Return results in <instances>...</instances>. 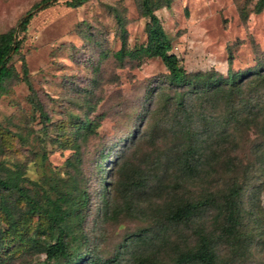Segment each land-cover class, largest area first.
I'll list each match as a JSON object with an SVG mask.
<instances>
[{"label": "rangeland", "instance_id": "obj_1", "mask_svg": "<svg viewBox=\"0 0 264 264\" xmlns=\"http://www.w3.org/2000/svg\"><path fill=\"white\" fill-rule=\"evenodd\" d=\"M39 1L0 0V33L17 27L20 18ZM65 1L57 0L44 9V4L36 7L26 30L17 33L22 42L10 61L15 75L0 96V173L4 176L6 170L20 166L29 180L24 181L26 186L36 182L47 187L54 179L69 184L74 179L88 196L85 226L89 241L80 250L101 259L121 252V264H130L131 253L140 246H126L129 235L153 232L160 226L163 217L155 207L180 186L179 173L171 167L161 184L154 182L136 191L140 209L132 214L122 213L101 225L100 207L112 197L116 156L124 151V159L139 165L161 155L167 159L183 145L182 137L174 135L171 123L164 120L175 111L172 105H164L173 92L161 80L166 69L160 58L125 55L119 59L115 55L123 31L127 49L133 50L146 39V19L140 16L135 0H87L78 8ZM257 1L173 0L170 7L155 13L170 38L172 52L188 73L214 69L226 76L229 56L235 73L264 68V7L255 12ZM22 59L46 117L29 101L31 92L22 81ZM252 90L245 93L252 100L242 106L258 117V126L233 120L222 101L204 100L190 115L203 154L215 149L212 168L201 172L202 187L220 186L230 178L231 172L222 167L225 156L235 157L234 169L241 180L247 166L253 168L249 167L246 175L251 177L243 191L250 244L236 259L221 243L219 255L225 264H264V88ZM81 120L90 123L78 132ZM174 130H179L178 124ZM201 186L183 184L184 190L197 194L202 192ZM15 203L21 213L24 200ZM210 219L211 213L206 211L186 225L171 224L166 236L171 241H190L194 228L207 225ZM21 222L16 232H7L8 219L0 211L4 236L0 261L49 264L43 255L26 249L25 242L44 227V221L31 216ZM169 251L166 244L160 264H173L168 261Z\"/></svg>", "mask_w": 264, "mask_h": 264}, {"label": "trees", "instance_id": "obj_2", "mask_svg": "<svg viewBox=\"0 0 264 264\" xmlns=\"http://www.w3.org/2000/svg\"><path fill=\"white\" fill-rule=\"evenodd\" d=\"M56 1L40 0L20 18L17 27L0 33V96L6 93L8 81L15 75L10 61L19 51L22 42V39H17V33L26 30L35 14L33 9L42 4L44 9ZM86 1L66 0L65 4L78 8ZM135 1L140 16L146 19V39L133 50L127 49L123 31L121 47L115 55L119 59H123L125 55L160 58L166 69V74L161 77V80L173 92V96H168L164 105L170 104L175 108V111L164 120H169L174 135L182 137L183 145H180L176 153L169 155L167 159H163L161 155L150 161H141L139 165L124 159V151L122 155L116 156L117 161L113 163L112 168V197L109 200L106 199L100 207L99 224L116 220L122 213L129 215L134 213L135 209H140L137 206L139 201L136 191L145 189L154 182L161 184L163 175L168 169L174 167L179 173L176 179L180 186L171 192L170 198L167 197L156 205L155 209L161 213L163 220L155 231H140L129 235L130 241L126 243V246L136 243L140 246V249L131 253L130 264H160L162 262L160 257L166 244L170 246L168 261L173 264H225L219 255L221 243H224L229 256L236 259L245 254L250 244L244 222L246 216L243 191L251 177L246 174L252 166L251 164L247 166L241 180L234 169L235 157L225 156L222 167L226 172L227 169L231 172L230 178L220 186L202 187L201 172L206 168H212L215 149H211L207 155L203 154L204 149L201 148V141L192 128L190 115L194 112V107L201 105L204 100L214 103L222 101L231 110L230 115L233 120L247 126H258V117L252 116L251 110L246 109L252 99L247 98L245 93L248 90L252 93V88H264V68L235 73L230 68L231 56H229L226 76L214 69L188 73L176 54L172 52L170 38L155 13L161 7H170L173 0ZM263 7L264 0H258L254 11L260 12ZM241 13L245 14L244 9H241ZM21 71L22 81L31 92L28 96L29 101L41 110V116L46 117L40 103L36 100L24 59L21 61ZM162 89L163 87L159 90ZM243 102L246 106H242ZM157 111L160 113L162 109L159 108ZM89 123L88 120H81L76 131L79 132L81 127L89 126ZM177 124L178 131L174 130ZM261 128L263 129L261 135L264 138V124ZM105 161L107 157L102 163ZM147 164H151V167L149 168ZM24 181L29 180L23 176L20 166L6 170L4 176L0 173V211L8 219L7 232H16L25 217L37 216L45 223L36 235L25 238L26 249H32L34 255H43L44 260L49 264H121V260L118 259L121 252L112 258L101 259L93 252L80 250L83 244L89 241L85 226L88 196L78 187L74 179L69 184L67 180L54 179L47 183V187L36 182H32L33 186H26ZM106 184V181L102 182L103 187ZM183 184L201 186L202 192L197 194L195 190L186 191ZM16 199H22L25 202V208L21 210V213L17 211ZM206 211L211 213V219L207 225H198L194 228L190 241H171L170 237L166 236L167 226L186 225ZM3 240V233H0V249L3 246ZM73 243H75L74 246ZM0 264H3L2 261Z\"/></svg>", "mask_w": 264, "mask_h": 264}]
</instances>
